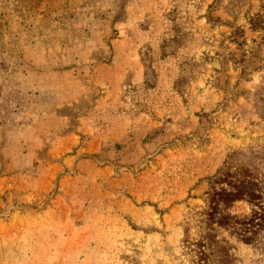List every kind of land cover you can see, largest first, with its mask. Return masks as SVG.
<instances>
[{"label":"rangeland","instance_id":"rangeland-1","mask_svg":"<svg viewBox=\"0 0 264 264\" xmlns=\"http://www.w3.org/2000/svg\"><path fill=\"white\" fill-rule=\"evenodd\" d=\"M0 264H264V0H0Z\"/></svg>","mask_w":264,"mask_h":264}]
</instances>
